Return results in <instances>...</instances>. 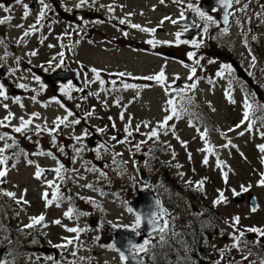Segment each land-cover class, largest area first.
I'll return each instance as SVG.
<instances>
[{"label":"rangeland","instance_id":"1","mask_svg":"<svg viewBox=\"0 0 264 264\" xmlns=\"http://www.w3.org/2000/svg\"><path fill=\"white\" fill-rule=\"evenodd\" d=\"M56 1L60 3L62 0ZM28 2L30 7L25 17L24 4ZM63 2L66 4V13L69 14L72 8H79L76 5L80 0ZM245 2L249 4L243 10L242 5ZM52 3L53 0H44V4L49 7L37 24V15L42 8L40 0H21L19 4L15 0H0V20L9 17L5 23L0 24V39H5L1 40L3 44H0V84L4 86L7 96V99L0 97V121H3L9 112L13 114L9 121H4L7 126L0 127V134L7 133L15 139L20 152L28 154L27 157L19 155L12 165L15 152H8L6 149L4 155L8 156L9 160L6 165L0 166L8 165L6 177L0 178L3 180V183H0V193L16 194V199L0 194V250L5 251L4 259L0 261L3 264H123L120 256L99 243H115V240L117 242L126 239L123 242L126 249L130 242L127 237L129 235H124V229H130L134 225L137 215L134 211H128L129 207L132 208L131 201L139 197V201L144 203L146 199L144 205L149 207L148 201L151 202L155 194L166 203V220L169 227L163 240L158 232L144 239L150 241V254H140L144 264L146 261L148 264H250L252 261L260 264V260L264 259V245L259 247L260 244L254 243L256 234L251 233L246 247L241 243L238 248H232L231 233H239L228 221L239 217L238 230L240 225H248V228L264 226V186L259 184L260 179L264 178L261 176L264 171V157L258 148L260 141L264 144L263 136L258 135L261 124L258 126L257 120L251 131H246L247 122L239 128L235 127L243 118L244 95L255 94L257 100L264 102V71L261 72L262 66L256 57L253 65L254 54L248 46V38L264 24V19L261 18V15L264 16V0H240L238 4L234 3L236 11L231 16V23L225 34H221L222 28L218 27L214 11L206 15L211 16L216 23L208 24L207 32L203 31L206 22L193 10L200 9V0H181L180 3L175 0H164V3L160 0H87L81 6L83 9H87L89 5L94 9L101 6L106 14L103 21L85 22L86 27L91 25L93 29L92 32L87 31L91 36L85 38H81L80 33L86 34V31H81L77 24H69L67 21L64 25L59 22L61 28H58L54 26L58 20L49 21ZM189 4L193 7L189 8ZM109 8L112 10L109 11ZM183 10L197 17L202 30L199 37L179 38L189 43L177 44L175 34L183 31L180 25L171 21L180 18ZM122 19L125 20V26L120 25L119 31L111 20H119L120 23ZM131 24L149 29L154 26L160 28L155 27V32H141L132 28ZM26 31L30 33L28 36H24ZM119 33H127V38L119 39ZM208 35H212L211 39L209 38L211 41L205 43L208 48L204 52L202 49L203 53L191 45L190 41H200ZM147 40L170 42L164 43L163 51L165 53L170 50L172 57L160 56L157 59L136 52V47L150 46L145 44ZM14 43L18 47L14 46ZM128 45L131 46L127 48ZM159 47L152 49L157 51ZM219 50H222V53ZM32 52H36V55H31ZM189 52L196 53L193 60L199 59V65L188 59ZM60 53H63V57ZM232 56L241 61L242 65L246 63L252 69L256 67V91L253 88L254 83L249 85L241 79L240 85L229 88V83L233 82L236 76L229 62ZM210 60L215 62L209 63ZM80 62L84 63L83 71L79 67ZM222 64L231 65V75L227 72L223 78L216 75ZM192 67H196L198 97L202 99L206 109L196 107L199 117H192L190 123H196L197 127L188 124V117H181L173 118L163 130L158 126L164 117L170 114L166 111L170 88L166 91V87L158 85L155 81H148V88L138 96V91H132L126 93L124 99H120V95L116 93L114 99H120L121 105L118 106L114 105V99H108L102 94L108 90V83L104 81L101 92L99 80L95 79L91 71L95 68L100 79L114 81L119 78L118 73L122 70L144 72L150 76L157 74L155 69L160 68V72L163 68L166 86L172 87L176 84V89H180L192 83L188 79ZM74 69L79 70L78 91L83 94H75L71 79L64 81L66 85L59 79L52 83L43 79L44 72L54 74V71L58 70L67 73ZM5 78L6 81H3ZM20 84L26 87H18ZM69 84L71 88L66 87ZM84 86L89 89L86 93ZM9 87H12V90ZM191 91H187L186 95L189 96ZM228 91L234 103L225 95ZM90 93H99V96ZM259 94L260 99L257 98ZM17 99L19 103L15 102ZM178 99L177 102L182 103L179 96ZM89 108H94L91 116L86 115L90 112ZM187 108L188 111H194L192 105H187ZM68 111L73 113L69 120L79 119V124H62L51 134L47 131L37 133L36 125H40L42 129H51L55 127L53 122L57 117H64ZM122 112L123 120L118 119ZM33 113H38L39 116L33 117V123L29 125L28 130L23 134L15 133L13 128L20 125V118L27 120ZM254 116L257 119V112ZM205 119H208V123L212 122L210 141L217 146V149L211 147L212 156L201 151L205 147V141L200 138L202 127L206 125ZM126 125L132 132L131 136L125 132ZM137 125L139 131L136 130ZM97 129L104 131L99 132ZM152 129H157L158 136L149 139L148 134ZM241 132L244 134L240 135ZM223 133L226 135V143L230 137L235 147L230 145L223 149L220 145L224 141ZM118 135L123 140L126 138L127 142L118 143ZM76 137L81 139L77 140ZM5 142L11 144L12 140L0 141V147H3ZM181 142H186V147ZM137 144L140 145L139 151L135 147ZM101 145L104 147H100ZM61 147L63 152L60 151ZM215 150L218 157L221 154L222 167H217L218 157L214 156ZM38 152H51L52 156L35 154ZM206 155L207 165L202 162ZM28 160L33 163H27ZM57 161L64 166L61 172L65 177L63 180L54 173L59 166ZM37 166L42 170L40 179L35 178ZM222 172H227V182ZM170 177L172 189L168 187ZM201 180L204 181L202 189L197 187V182ZM46 181H54L59 186L66 204L58 207L56 202H53L52 205L45 206L43 193H49L48 189H52ZM242 186L248 188V191H242ZM221 192L226 202L214 205L213 202L219 198ZM73 193H76V196ZM240 194L242 201H238ZM20 198L27 203H17L16 200ZM254 199L256 203L253 205ZM6 203L11 206L7 212L4 209ZM251 205L256 206L255 212L251 210ZM69 208L74 211L78 208L77 213H82L77 215L79 223L77 220L74 223L59 219L60 213ZM41 215L44 220L40 224L26 227L32 223V218ZM93 216L101 219L104 230L99 233L94 231L96 225L92 224ZM57 220L60 221L59 224L54 223ZM75 225H79L82 230L79 234L66 230ZM188 227L193 229H190V233ZM140 229L141 227L138 233ZM249 233L244 236H249ZM96 237L98 239L95 244L91 241ZM68 240L72 243H67ZM153 244L154 249H150ZM249 251V260L243 261L242 257L248 255ZM256 252L258 255L262 254V257L256 255Z\"/></svg>","mask_w":264,"mask_h":264},{"label":"snow or ice","instance_id":"2","mask_svg":"<svg viewBox=\"0 0 264 264\" xmlns=\"http://www.w3.org/2000/svg\"><path fill=\"white\" fill-rule=\"evenodd\" d=\"M16 3H21V0H15ZM87 2V0H80V3L78 5H76V7H81L82 5H84L85 3ZM94 2V0H93ZM161 3H164V0H160ZM176 3H180L181 0H175ZM240 2V0H218V3L220 5V7H222L224 9V23L227 24L228 23V17L229 15H231V13L228 11V9L232 8L233 4L236 3L238 4ZM40 3L42 4V8L40 10V13L37 17V24H39L40 20L45 16V10L48 9V5L47 4H44V0H40ZM28 5L27 4H24V9H25V12H24V16L26 17L28 15ZM189 8H192L193 6L191 4L188 5ZM7 10V9H5ZM112 9L109 8V11H111ZM194 11L197 12L198 16L204 20L206 23H205V26L203 28V31L204 32H207L208 30V24H215L216 21L209 15H206L205 12L201 11L199 8H195L193 9ZM184 14L183 12L181 13V16H180V19H184ZM9 19V17H5L3 20H0V24L2 23H5L6 20ZM165 19H169L168 17H165ZM173 24H175L177 21L175 20H172L171 21ZM120 23L121 24H124L125 23V20H120ZM132 28L134 29H139L141 31H144V32H155V29H149V28H141L140 25L138 24H131L130 25ZM193 26H196V25H193ZM19 27V25H18ZM33 30H35V26H33ZM189 30V26L188 25H185L184 27V31L187 32ZM227 33V28H224L221 30V34H225ZM30 33L29 32H25L24 33V36H28ZM176 43L177 44H180V43H189V41H181L179 38L180 36L182 35V33L180 32H177L176 34ZM125 36H127V33H125ZM253 39H255V37H253ZM146 43L152 45L153 47H155L157 44H160V43H170L168 41H156V40H148L146 41ZM191 45L194 47V48H199L201 46V44L203 43L202 40L200 41H197V40H192L190 41ZM51 46V45H50ZM31 55H36V52H32ZM61 57H63V53H60L59 54ZM188 59L189 60H193V57L196 56V53L195 52H189L188 54ZM215 61L213 60H210L209 63H214ZM255 62V57H253V63ZM193 63L196 64V65H199L200 63V60L199 59H195L193 60ZM60 65H57V67H59ZM187 66V65H185ZM92 73L95 75V79L96 80H99V83L101 85V88L103 90V85H104V80L100 79V76H99V72L97 69L93 68L91 69ZM228 73L229 75L232 74L233 72V69L231 67V65L229 64H222L221 65V68L220 70L216 73L217 76L223 78L225 73ZM196 74V67H192L190 69V75L188 76V79L189 80H193V77L195 76ZM125 75H129L130 74H126V73H118V76L120 77H123ZM249 75H251V73H249ZM35 79H39V77H35ZM134 79H137V78H134ZM143 79L145 80H148V81H155L158 85L162 86V87H166V91L168 90V88H170V86H166L165 84V81H166V76H165V72L163 70V68L161 69V71L157 74H154V75H150V76H147V77H143ZM211 83V81H209ZM122 83V88L124 90H128V89H135L137 86L134 85V84H130V83H124V82H121ZM112 84L115 85L116 84V81H112ZM18 87L20 88H25L26 86L24 84H20L18 85ZM67 88H71V84L67 85L66 86ZM196 88V82L193 81V83L191 84H188L186 85L184 88H180V89H176V94L177 96H179L180 98V101H182V103H177V101L173 98V99H169L167 101V104L169 105V108L166 109V111L170 112V114L166 115L164 117V120L159 124V128L160 129H166L168 127V122L171 121L173 118H176V119H180L183 115H185L187 112H188V108H187V105H191L193 103V98L191 96H188L186 95V92L187 91H191L192 89H195ZM113 90H119V89H113ZM90 95H96V96H99V93H90ZM139 95V92H137V96ZM225 95L228 97V99L230 100V102H233L232 99H231V93L230 91L226 92ZM0 97H3L4 99H7V96L5 94V90H4V86L2 84H0ZM33 100H35V97L32 98ZM16 103H19V100L17 99L15 101ZM57 103H59V101H57ZM117 105L119 106V101H117ZM79 106V105H78ZM105 106H107L105 104ZM5 108H7V105L4 106ZM61 107H63V105H61ZM243 107H244V111H243V118L242 120L240 121V124H237L235 127L236 128H239L241 125H243L245 122H247V128H246V131H251L253 126H254V123H255V120H254V114L256 112H264V102H261L259 100H257L255 98V94H253L252 96H249V95H245V98H244V103H243ZM12 113L9 112L8 115H6L3 119V121H0V127H6L7 125L4 123V121H9L12 117ZM73 113L71 111H68L67 112V115H65L64 117H57V120L54 121V125L55 127L51 128V129H48V128H41L40 125H36V130H37V133L39 134V132L41 131H47L49 132V134L53 133V132H56L57 129L60 127V125H75V124H79L80 123V120L79 119H73V120H69V117L72 116ZM87 116H91L93 115L92 112H88L86 113ZM39 114L38 113H33L31 117H29L27 120H25L23 117L20 118V125L19 126H16L13 128V131L15 133H21L23 134L24 132H26L28 130V127L29 125H31L33 123V117L35 118H38ZM121 119L124 118V113L122 112L121 113V116H120ZM111 119V117L109 118ZM261 124L262 126H264V120L261 121ZM147 123H145V127H147ZM113 127H115V125L113 124ZM174 128V125L172 126ZM136 130L139 131V125L136 126ZM233 129H229V131H232ZM97 131L99 132H102L104 131V129H97ZM125 132L127 133L128 136H131L132 135V132L129 128L128 125L125 126ZM165 134H167V132H165ZM244 133L241 132L240 135H243ZM173 135H175V132H173ZM262 136H264V132L261 133ZM158 136V132H157V129H152L151 132L148 134V138L149 139H152V138H155ZM200 138L202 140L205 141V147L203 149H201V151L203 152H207V153H211L212 152V148L208 145V141L206 140V133H201L200 135ZM12 140V143L9 144L7 142L4 143V146L3 147H0V166H3V165H6L8 160H9V157L4 155L6 149H9V148H13L16 145V141L14 138L8 136L7 133H3V134H0V141H7V140ZM77 140H80L81 138L80 137H76ZM112 139H116L115 137H112ZM177 139H179V137H177ZM127 142V139L125 138V140L123 141H118V143H126ZM143 143V142H141ZM185 147H186V142H181ZM53 144H55V136H53ZM231 145V141H229L228 144H225L223 145V147L227 148ZM232 147H235V145H231ZM100 147H104V145H101ZM136 149L137 151H139V148H140V145L137 144L136 146ZM258 148L260 150V152L264 153V144H261V145H258ZM60 151L63 152V148L61 147L60 148ZM23 154L25 157H27V153L25 152H17V153H14V155L16 156H19ZM37 155H49V156H52V153L51 152H48V153H43V152H38V153H35ZM173 155H175L173 153ZM55 158V157H53ZM189 159H191V155L189 154ZM205 165L208 164V156L206 155L204 157V160L202 161ZM262 162H264V160H262ZM27 163L29 164H32L33 161L31 160H28ZM58 163V167L54 170L56 172V175L61 179L63 180L65 177H63L61 175V172L64 170V166L62 164H59V161H57ZM217 167H222L223 165V162L220 161V160H217ZM177 167H180L179 165H177ZM7 168L6 167H0V178H4L6 177L7 175ZM41 175H42V170L39 168V166H37V171L35 172V178L37 179H40L41 178ZM180 175H183V173H180ZM222 175L225 179V182H227V172H222ZM262 177H264V173L261 174ZM0 183H3V180L0 179ZM45 183L48 184L49 187H53V184L51 181H46ZM203 184H204V181L201 180V181H198L197 182V187L202 189L203 188ZM259 184L261 186H264V178L260 179L259 181ZM86 187H91V185H86ZM242 191H248V188L246 187H243L242 186ZM4 196H7V197H10V198H13V199H16V194L13 193V192H2L0 193ZM236 193L234 192V195ZM43 199H45L46 201V204L45 206H49L51 205L53 202H56V206H59V204L62 202L63 200V196L61 195L60 191H59V186H55L53 188V191L51 192V199H49V193L47 191H45L43 193ZM17 203H27L26 200H23L22 198L20 199H17L16 200ZM222 202H226V198L224 197V194L221 192L220 193V196L217 200H215L213 203L214 205H218ZM157 203V206H159V201L156 202ZM251 210L253 212H255L257 210L256 206H253L251 208ZM128 211L129 212H132L133 209L132 208H128ZM74 214V210L72 208H69L65 213L64 215L67 216V217H71L72 215ZM76 215H81L82 213H75ZM167 215L166 211L162 208H157L156 211H153L152 213H150V215L146 218L147 219V223L151 226L152 228V231L153 232H158L160 234V239L163 240L164 239V234L166 233V230L168 229L169 227V222L168 220H163V223L160 224L158 223V221L162 220V218ZM142 219H145L144 217H142V215L140 214H137L136 215V219H135V223L134 225L131 226V230L133 232H136L137 234H139L137 232V230L141 227V222H142ZM44 220V216L41 215L39 217H35V218H32V223L27 225L26 227H32L36 224H40L42 221ZM239 222H240V218L239 217H234L232 219V224L231 226L233 227V229H235L236 231H238V235H232V240H233V243L231 245L232 248H238L239 245L241 243H243L245 245V247L247 246V241H244L242 238L244 237L245 235V232L244 231H239L237 229V225H239ZM54 223H57L59 224L60 221L57 220V221H54ZM128 227V226H126ZM67 231L69 232H73V233H78L79 231H82L81 229H78V228H67L66 229ZM247 232H250V233H255L257 235L258 238H264V228H259V227H249L246 229ZM261 241L260 239H257L256 241H254V243L256 244H259ZM67 243H72L71 240H68ZM149 245H150V241L149 240H144L143 243L141 244H136V243H132L130 242L129 243V247L127 249V254L124 252V251H121L120 253V259L121 261H125V260H133L136 262V264H143L142 260L140 259V254L141 253H147L149 251ZM67 245H63V247H66ZM73 255H75V253H73ZM223 255V253H222ZM251 255V252L249 251L248 255H244L242 257V260L243 261H248L249 260V256ZM49 259H51V257H49ZM0 264H3L2 261H0ZM236 264H240V262H236ZM250 264H255V261H252L250 262ZM260 264H264V259H261L260 260Z\"/></svg>","mask_w":264,"mask_h":264},{"label":"flooded vegetation","instance_id":"3","mask_svg":"<svg viewBox=\"0 0 264 264\" xmlns=\"http://www.w3.org/2000/svg\"><path fill=\"white\" fill-rule=\"evenodd\" d=\"M99 10V11H98ZM88 11L90 12V13H92V14H97V16H95V17H91V18H87V16L89 15V12H86V10H84V9H73L72 10V12L76 15V17H78V19L76 20V24L79 26V28H80V30L82 31H86V34L85 33H81V36L82 37H84L85 35L86 36H91L90 34H87V31L88 32H92L93 31V29H92V27H90L91 25H89V26H85V22H92V21H96V20H104V18H105V12H102V9L100 8V7H97L96 8V10H93V9H91V8H88ZM97 11V12H96ZM86 12V13H85ZM100 12H102V13H100ZM111 23L114 25V26H116L117 27V30H119L120 31V25H121V27H124L125 26V24H120L119 23V20H117V21H115V20H111ZM126 24H127V22H126ZM156 26H154L153 27V29H156L155 28ZM159 27V26H158ZM141 28H146V27H141ZM160 28V27H159ZM139 30V29H138ZM139 31H141V30H139ZM142 32V31H141ZM119 35H120V38L119 39H123V38H127V36H125L123 33H119ZM126 41V40H125ZM141 41V40H140ZM148 41V40H147ZM145 44H148V43H145ZM131 45H128V47L127 48H129ZM156 46H158L159 47V44H157ZM148 47H151V49H148ZM152 45H150V46H147V48H144V47H136L135 48V51L136 52H140V53H142L143 55H145V56H151V57H154V58H157V59H159V57L161 56V57H163V55H164V49H162V47H159L160 49H158L157 51H153V49H152ZM264 47V46H263ZM120 48H122V46L120 45ZM82 68L84 69V65H82ZM159 70H160V68H157V69H155L154 71L156 72V73H158L159 72ZM122 72L123 73H126V74H130V76L129 75H125V76H123V77H120L119 76V78H115L114 79V81H116V84L115 85H113L112 84V81H110V80H107L108 82H110L109 83V91L111 92V95H113V97L111 96V98L112 99H114V95H116V93H118V95H120V99H124V97H125V94L126 93H128V92H132V91H134L135 93L138 91L139 93H141L142 91H145L147 88H148V84H147V82H148V80H145V79H143V77H147V75H148V73H144V72H131V71H129V70H122ZM77 74V73H76ZM77 77H78V74H77ZM134 78H137V79H134ZM2 80V79H1ZM121 82H124V83H130V84H134V85H136L137 87L135 88V89H128V91H126V90H124L123 88H122V83ZM57 84V82H55V85ZM73 86V85H72ZM74 87V89H75V94L77 95V94H81L80 93V91H78V88H76L75 86H73ZM84 87H86V86H84ZM101 87V85L99 86V88ZM80 89H82V88H80ZM113 89H119L118 91L117 90H113ZM84 90H86V88L84 89ZM89 90V89H88ZM87 90V91H88ZM107 93H108V91H107ZM109 94V93H108ZM130 97H133V95H130ZM120 99H114V105H117V101H119V105H120ZM134 99V98H133ZM121 106V105H120ZM118 119H121L120 117H118ZM121 120H123V119H121ZM125 121V120H124ZM120 136L118 135V138H119ZM121 138V137H120ZM54 173H56L55 171H54ZM168 187H170V189H172V186H171V184L170 185H168ZM52 191H53V189H52ZM51 191V192H52ZM152 191H154L153 189H152ZM51 192L49 193L50 194V197H51ZM154 193H156V191H154ZM73 195H75L76 196V193H73ZM50 197H49V199H50ZM158 199V201H159V208H162V209H164L165 211H166V203H165V201H162V198L160 197V196H157V195H155V194H153V197H152V201H156ZM53 204V203H52ZM51 204V205H52ZM62 204H66V201L65 200H62V202L59 204V206L58 207H60ZM130 206H131V203H130ZM157 205H156V207H155V209L157 210ZM78 208L77 209H75V211H74V214L71 216V217H67V216H65L64 215V213L66 212V211H64V212H61L60 213V216H59V219L60 220H70V221H72V222H76V220H77V215L75 214V213H77L78 212ZM174 210H176V207H174ZM98 217H94L93 216V223L92 224H95L96 225V229H94V231L95 232H97V233H99L100 231H102V230H104V229H102V222L100 221L101 219H97ZM163 220H166V215L162 218V220H160V221H162L161 222V224L163 223ZM77 223H79V220H77ZM67 227H69V226H67ZM69 228H78V229H80V226L78 225V226H76L75 225V227L74 226H71V227H69ZM67 229V228H66ZM190 229H192V227H188V233H190L191 231H190ZM126 232L128 231V233H126V234H128L129 236H127V237H129L128 238V241L130 242V234H132V230H131V227H130V229H124ZM193 230V229H192ZM138 231V230H137ZM140 232H141V229H140ZM78 234H79V232H78ZM154 235H156V232L154 233ZM70 239H72V237L70 238ZM96 239H98V237H96L95 238V240H92L91 242H93V243H95L96 244ZM102 239H104V235H103V237H102ZM153 239H154V237H152V243L154 242L153 241ZM184 239H185V237H184ZM99 244H101V245H103V246H105L106 247V249H109V250H112V251H114L115 252V254L119 257V252H118V249H117V246L114 244V241H111V242H109L108 244H104V243H99ZM150 249H154V244L153 245H151V247H150ZM149 252V254H150V251H148Z\"/></svg>","mask_w":264,"mask_h":264},{"label":"water","instance_id":"4","mask_svg":"<svg viewBox=\"0 0 264 264\" xmlns=\"http://www.w3.org/2000/svg\"><path fill=\"white\" fill-rule=\"evenodd\" d=\"M200 7L205 12H209L212 8L215 7L217 9L216 15H217V19L219 21L220 26L223 27V28L228 26L229 21H230V15L228 17V23L225 24L224 20H223V18H224V9L222 7H220V5L218 3V0H201ZM245 7H246V5L243 6V8H245ZM230 9H228V11H230ZM181 24L184 25V26L185 25L189 26V30L187 32L184 31L181 36L192 37L194 34H199L200 26L196 25V23L191 18H185L184 20L181 21ZM193 25H196V26H193ZM166 55L167 56H171L168 53H166ZM234 66L236 68V71H237L238 75L245 78L246 75H245L244 71L239 66H237L235 63H234ZM68 78H72L75 81V83L79 85V82L77 81L78 77H77L76 71L67 72V73L56 72L54 74L45 75V80L47 82H49V83H52L55 79H59V80L65 81ZM146 197H147V194H146ZM248 199H252V197H248ZM241 200H242V194L240 195V197H238V201H241ZM156 202H157V200L156 201H151V202H149L150 204L148 203L149 207H146V205H144L146 203V199H144V203H143V202L139 201V197L138 198H133L132 206H133V208H134V210L136 211L137 214H140V215H142V217L145 218V219H142L144 224H148V223H146V221H147L146 217H148L150 215L149 213H152L153 211H156V209H155V207L157 205ZM254 203H256V199H254V202H252L253 205H254ZM253 205H251V206L253 207ZM148 231H144L143 235H145ZM124 235H122V237H124ZM141 240H142L141 236H139V240L137 242L136 241L133 242L132 238H130V242L136 243V244L141 242ZM124 241L122 240V241H117L116 242V240H115V244L117 243L116 246L119 248L120 252L124 251L127 254V249L129 247V245H127L126 249H124L125 248L124 247V243H123ZM4 252L5 251L0 250V260L3 259ZM125 264H136V262L133 261V260H126Z\"/></svg>","mask_w":264,"mask_h":264},{"label":"trees","instance_id":"5","mask_svg":"<svg viewBox=\"0 0 264 264\" xmlns=\"http://www.w3.org/2000/svg\"><path fill=\"white\" fill-rule=\"evenodd\" d=\"M263 18V17H262ZM263 33H264V29L263 30H261L258 34H257V36H255V39H252V40H250V42H249V44H251V42H253V45H254V48L257 50V49H259V48H261V45L262 44H264V40H263V37H264V35H263ZM210 39H206L205 40V42H204V40H202L203 41V43L201 44V46L198 48L199 49V51H202V49H203V52H204V50L205 49H207L208 47H207V45L205 44L206 42H208ZM211 41V40H210ZM202 52V53H203ZM263 53V52H262ZM262 66H264V58L262 59ZM192 81V83H193V80H191ZM176 87H177V85L176 84H174L172 87H170V90H169V97H170V99H175L176 101H178L179 99H178V96L177 97H174V94L176 93ZM193 91H191V94H189V96H191L192 98H193V103L191 104L192 105V107H194V111H188L185 115L186 116H190L189 117V121L191 122L192 121V117H199V111L196 109V107H200V108H202L203 110L204 109H206V107H204V102L202 101V99H200V97H198L197 96V88H195V89H192ZM178 103V102H177ZM178 105H179V103H178ZM201 114H203L204 115V112H202L201 111ZM185 115H183V116H185ZM257 117H259V119H264V112H257ZM254 119H256V117L254 116L253 117ZM209 119V118H208ZM208 119H205V123H206V125L208 126V128H209V131H210V123H212L211 121H210V123H208ZM259 128H260V130L261 131H259V134L261 135V133L262 132H264V126H259ZM216 129H218V127H216ZM206 132H208V131H206ZM261 137H262V135H261ZM263 138H264V136H263ZM263 142H264V140H263ZM21 151V149L18 147V146H15V147H13V148H9L8 149V152H15V153H17V152H20ZM19 158V156H16V155H13L12 156V162H11V164L13 165L16 161H17V159ZM264 160V159H263ZM5 167H8V165L7 166H5ZM7 205L5 206V210H6V212L7 211H9L10 210V208H11V206L10 205H8L9 203H6ZM246 230V229H245ZM245 230H243L245 233H248L247 231H245ZM261 239V238H260ZM261 242L259 243V244H261V245H264V243H262V242H264V239L262 238L261 240H260Z\"/></svg>","mask_w":264,"mask_h":264}]
</instances>
